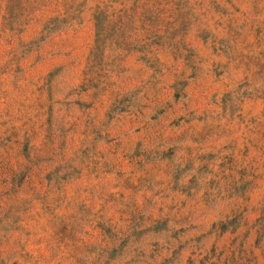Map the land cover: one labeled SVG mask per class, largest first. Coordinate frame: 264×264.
Returning a JSON list of instances; mask_svg holds the SVG:
<instances>
[{
    "label": "rangeland",
    "instance_id": "rangeland-1",
    "mask_svg": "<svg viewBox=\"0 0 264 264\" xmlns=\"http://www.w3.org/2000/svg\"><path fill=\"white\" fill-rule=\"evenodd\" d=\"M0 264H264V0H0Z\"/></svg>",
    "mask_w": 264,
    "mask_h": 264
}]
</instances>
